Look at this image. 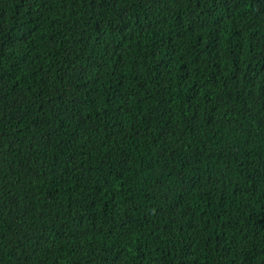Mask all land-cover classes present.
Here are the masks:
<instances>
[{"label":"trees","instance_id":"16d2710c","mask_svg":"<svg viewBox=\"0 0 264 264\" xmlns=\"http://www.w3.org/2000/svg\"><path fill=\"white\" fill-rule=\"evenodd\" d=\"M0 264H264V0H0Z\"/></svg>","mask_w":264,"mask_h":264}]
</instances>
